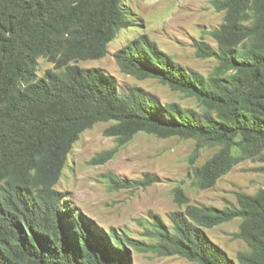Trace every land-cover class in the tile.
I'll use <instances>...</instances> for the list:
<instances>
[{"label":"trees","instance_id":"1","mask_svg":"<svg viewBox=\"0 0 264 264\" xmlns=\"http://www.w3.org/2000/svg\"><path fill=\"white\" fill-rule=\"evenodd\" d=\"M123 0H0V264H133L131 251L157 249L198 264H264V188L238 193V205L225 208L188 205L171 215L169 227L150 212L147 243L110 228L105 230L76 208H66L56 189L67 156L80 135L99 122H112L104 135L117 146L138 133L194 139L197 146L221 150L195 169L209 188L235 164L240 146L263 165L264 173V0H216L222 24L208 32L213 48L198 44L200 57L219 61L227 77L207 80L141 34L115 52L121 70L138 79L158 78L171 89L194 97L208 110L200 114L177 103L132 88L119 93L114 77L100 68L88 73L78 60H99L121 29L135 26ZM52 61L35 77L38 58ZM241 140L236 142V138ZM115 150L97 155L94 164ZM147 174L131 180L109 175L113 189L146 188L158 182ZM180 203L188 202L175 189ZM241 219L233 237L249 250L238 263L205 229Z\"/></svg>","mask_w":264,"mask_h":264},{"label":"rangeland","instance_id":"2","mask_svg":"<svg viewBox=\"0 0 264 264\" xmlns=\"http://www.w3.org/2000/svg\"><path fill=\"white\" fill-rule=\"evenodd\" d=\"M216 0H123V6L136 24L121 29L108 45V53L99 60H78L71 64L80 66L85 73L100 68L114 77L119 93L132 88L141 89L159 98L163 104L177 103L203 114L208 109L185 93L171 89L158 78L137 77L123 72L115 52L141 34L148 35L160 48L185 68L202 74L208 81L213 77H227L230 72L219 70V61L200 57L198 44L206 43L217 48L215 39L208 34L224 21V12L217 11ZM36 79L41 78L54 63L45 57L38 58ZM112 122H99L85 130L67 156L66 166L56 189L64 195L66 208H76L99 227L115 228L134 239L147 243L157 240L146 235L153 229L150 212L161 216L173 227L171 215L185 211L190 205L225 208L238 205L237 194L254 195L264 188V173L256 168L263 165L249 158L240 146L234 145L231 154L235 164L213 186L202 188L195 169L221 150V146H202L193 158L197 141L178 136L161 138L144 132L138 133L129 143L117 146L113 137L104 135ZM241 137L236 138V142ZM115 150L111 159L102 164L92 163L97 155ZM131 180L150 174L159 181L146 188L113 189L109 175ZM183 190L188 202H182L175 189ZM241 219L206 228L207 235L223 248L237 263L240 252L249 247L233 235L239 231ZM133 264H198L179 255L166 256L157 249L131 251Z\"/></svg>","mask_w":264,"mask_h":264}]
</instances>
